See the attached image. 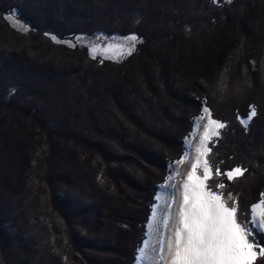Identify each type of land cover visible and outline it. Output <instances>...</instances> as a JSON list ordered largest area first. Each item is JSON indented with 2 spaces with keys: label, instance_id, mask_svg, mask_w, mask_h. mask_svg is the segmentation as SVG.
Listing matches in <instances>:
<instances>
[{
  "label": "trees",
  "instance_id": "trees-1",
  "mask_svg": "<svg viewBox=\"0 0 264 264\" xmlns=\"http://www.w3.org/2000/svg\"><path fill=\"white\" fill-rule=\"evenodd\" d=\"M78 34L141 42L93 59L62 43ZM205 106L226 125L213 165L248 168L209 183L247 219L264 193V0H0V264H136Z\"/></svg>",
  "mask_w": 264,
  "mask_h": 264
},
{
  "label": "snow or ice",
  "instance_id": "snow-or-ice-1",
  "mask_svg": "<svg viewBox=\"0 0 264 264\" xmlns=\"http://www.w3.org/2000/svg\"><path fill=\"white\" fill-rule=\"evenodd\" d=\"M51 38L62 42L55 36ZM63 42L70 47L76 46L71 41ZM138 42L141 41L136 35H130L122 38L121 43L103 47L93 43L88 51L93 59L100 55L119 62L132 55ZM250 108L246 117L237 116L245 128L257 114L254 105ZM194 126L191 135L198 143L190 169L182 174L179 167L174 168L175 175L161 185L164 194H157L158 203L153 205L149 221L152 232L159 238L155 245L150 240L144 241L143 247L138 249L137 264L141 261L150 264H256L259 258H264V242L257 239V236H264V193L251 205L249 217L242 218L237 197L232 192H224L226 183L223 180L209 183L220 177L235 181L248 172V168L241 165L222 171V161L215 165L211 162L213 149L209 143L215 144L214 138L221 136L220 130L226 127L225 123L214 119L210 108L205 106ZM186 143L188 150L176 161L177 165H184L192 156V140ZM182 175L181 181L173 182Z\"/></svg>",
  "mask_w": 264,
  "mask_h": 264
},
{
  "label": "rangeland",
  "instance_id": "rangeland-1",
  "mask_svg": "<svg viewBox=\"0 0 264 264\" xmlns=\"http://www.w3.org/2000/svg\"><path fill=\"white\" fill-rule=\"evenodd\" d=\"M11 22H12V24H13V26L14 27H16L17 29H18V31H21V32H25L24 31V28H26L25 26H23L21 23H19V22H16L15 20H11V19H9ZM126 37H127V35H126ZM77 38H79V40L77 39ZM122 38H124V37H122V36H103V35H97V36H94V37H92L91 35L90 36H87V35H79L78 34V36H76V37H74L72 40H70L72 43H75L76 45H79V46H83V47H87L88 49H89V46L91 45V44H93V43H95V44H99L101 47H103V46H106L107 44H109V43H121L122 42ZM138 40H139V38H138ZM54 41V40H53ZM140 41V40H139ZM54 42H56V41H54ZM57 43V42H56ZM63 44H65V45H67L68 46V43H64V42H62ZM96 58H103L102 56H100V55H97V57ZM104 59V58H103ZM124 59V58H123ZM106 60H113V59H106ZM114 61H116V60H114ZM119 61H122V59L121 60H119ZM256 91V90H255ZM255 91H254V93H255ZM248 92V91H247ZM247 92H245V91H241V94H243V95H245V97L247 98V97H251V96H253L254 95V93L253 92H249V94H247ZM194 128H195V126H194ZM194 131V130H193ZM201 132H202V128H201V130H200ZM261 135V134H260ZM253 136H255V135H253ZM259 133L256 135V139H258L259 137ZM188 140H192V144H193V147H192V149H191V152H192V156L189 158V160L188 161H186L185 162V164L184 165H172L171 166V176H174L175 175V173H174V171H173V169L174 168H176V167H179L180 168V171H181V173L182 174H186V172H187V170L188 169H190V164H191V162H192V160L194 159V156H195V144L196 143H198V140H196V139H194L193 137H192V135H190V137H189V139ZM187 140V141H188ZM186 150H188L187 149V143H186V147H185V151ZM252 154H254L255 156H258V155H256L257 153H254V152H252ZM258 154H260L261 155V157H262V154L261 153H258ZM260 157V158H261ZM264 157V156H263ZM183 179V175L182 176H180V177H176V181H173V182H179V181H181ZM168 191H170V190H168ZM160 194H164L163 192H162V190L160 189ZM165 200L166 201H168V203H170V199H169V197L167 196V195H165ZM175 206L173 205V208H174ZM150 227V226H149ZM162 230V229H161ZM148 233H147V235H146V240H150L151 241V243L153 244V245H155L156 243H157V240H158V235L156 234V233H153L152 232V230H151V228H150V230H149V228H148ZM163 231V230H162ZM27 240H29L28 238H27ZM149 254L151 255V253L149 252ZM136 264H137V262H136ZM141 264H150V262L149 261H141Z\"/></svg>",
  "mask_w": 264,
  "mask_h": 264
},
{
  "label": "bare ground",
  "instance_id": "bare-ground-1",
  "mask_svg": "<svg viewBox=\"0 0 264 264\" xmlns=\"http://www.w3.org/2000/svg\"><path fill=\"white\" fill-rule=\"evenodd\" d=\"M98 219V218H97Z\"/></svg>",
  "mask_w": 264,
  "mask_h": 264
}]
</instances>
